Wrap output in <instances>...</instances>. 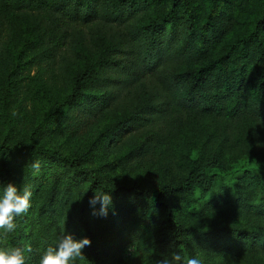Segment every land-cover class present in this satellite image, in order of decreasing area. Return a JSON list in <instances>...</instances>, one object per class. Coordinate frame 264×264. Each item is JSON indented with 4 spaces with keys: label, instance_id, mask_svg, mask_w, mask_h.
<instances>
[{
    "label": "trees",
    "instance_id": "trees-1",
    "mask_svg": "<svg viewBox=\"0 0 264 264\" xmlns=\"http://www.w3.org/2000/svg\"><path fill=\"white\" fill-rule=\"evenodd\" d=\"M0 9L37 25L29 49L66 75L68 90L52 110L77 109L76 124L106 114L93 145L137 133L95 165L36 140H1L0 195L9 183L37 189V174L27 168L36 159L48 183L0 249L30 245L26 264H38L60 233L91 239L76 264H156L172 252L197 257L209 234L222 245L228 238L222 227L202 230L205 214L229 196L224 177L243 208L264 210V0H0ZM197 117L211 129L190 133ZM152 153L170 176L146 186L113 172ZM96 191H111L107 217L93 215ZM195 191L205 198L203 213L194 207Z\"/></svg>",
    "mask_w": 264,
    "mask_h": 264
},
{
    "label": "rangeland",
    "instance_id": "rangeland-1",
    "mask_svg": "<svg viewBox=\"0 0 264 264\" xmlns=\"http://www.w3.org/2000/svg\"><path fill=\"white\" fill-rule=\"evenodd\" d=\"M36 27L26 21L24 14H12L0 9V141L21 138L36 140L63 152L81 153L92 165L110 159L124 150L137 137V133H129L115 143L102 141L93 145L91 141L106 114L88 123L76 124V119L80 118L77 109L66 110L62 107L52 110L67 92L68 85L65 74L55 68L49 69V60L29 49L28 34L33 41ZM193 121L189 124L190 133L197 131L198 126H202L204 131L206 125V132L211 129L208 119L197 117ZM182 144L179 142L178 146ZM168 156L172 157V154ZM166 169L167 162L161 160L157 153H152L130 163L126 169L118 167L113 172L120 173L119 179L128 182L140 179L139 182L147 186L170 176V169ZM36 182L39 185L32 193L34 202L38 203L48 183L47 172L38 173ZM223 183L229 184V196L205 214L202 230L205 232L214 226L222 227L224 232L227 231L228 238L222 245L214 234H209L208 241L202 247L201 244L197 245V257L205 261L204 264H264V210L255 211L254 205L243 208L245 202L237 197L229 178L222 179V189ZM218 187L216 185L208 196L216 194ZM198 195L199 191H195L193 204L197 212L203 213L205 198ZM64 214L68 216L69 211L65 210ZM191 220L197 221L196 218ZM242 230L256 233L258 240L251 243L243 241ZM62 235L56 233L54 238L58 240ZM7 236L0 237V242H5ZM134 251V246L129 247V252Z\"/></svg>",
    "mask_w": 264,
    "mask_h": 264
},
{
    "label": "clouds",
    "instance_id": "clouds-1",
    "mask_svg": "<svg viewBox=\"0 0 264 264\" xmlns=\"http://www.w3.org/2000/svg\"><path fill=\"white\" fill-rule=\"evenodd\" d=\"M15 114V113H14ZM33 174H38L41 163L38 159L30 164ZM33 193L30 185L22 188L9 183L0 195V237L16 230V218L26 214L31 208V197ZM89 204L93 206V215L107 217L110 209L113 208V197L111 191H96L90 198ZM100 204L98 210L95 205ZM113 214H115L113 209ZM206 230V229H205ZM91 239L84 237L76 239L71 234H63L56 242V246H49L38 261V264H76L78 260H83L84 249L90 246ZM33 251L30 245L26 247H11L0 249V264H26V253ZM156 264H202L197 257L182 256L179 252H172L171 255H164L157 260Z\"/></svg>",
    "mask_w": 264,
    "mask_h": 264
}]
</instances>
